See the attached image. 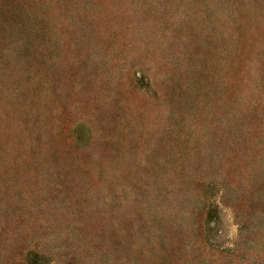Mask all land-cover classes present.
Returning a JSON list of instances; mask_svg holds the SVG:
<instances>
[{
  "label": "rangeland",
  "instance_id": "374dc122",
  "mask_svg": "<svg viewBox=\"0 0 264 264\" xmlns=\"http://www.w3.org/2000/svg\"><path fill=\"white\" fill-rule=\"evenodd\" d=\"M0 264H264V0H0Z\"/></svg>",
  "mask_w": 264,
  "mask_h": 264
}]
</instances>
